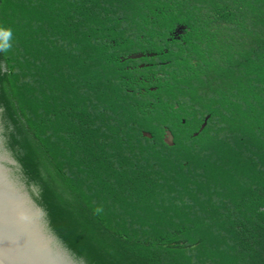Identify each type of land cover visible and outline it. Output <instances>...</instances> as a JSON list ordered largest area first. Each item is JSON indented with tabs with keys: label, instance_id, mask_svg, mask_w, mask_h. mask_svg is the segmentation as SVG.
Here are the masks:
<instances>
[{
	"label": "trees",
	"instance_id": "obj_1",
	"mask_svg": "<svg viewBox=\"0 0 264 264\" xmlns=\"http://www.w3.org/2000/svg\"><path fill=\"white\" fill-rule=\"evenodd\" d=\"M0 26V135L78 259L264 264V0H0Z\"/></svg>",
	"mask_w": 264,
	"mask_h": 264
},
{
	"label": "water",
	"instance_id": "obj_2",
	"mask_svg": "<svg viewBox=\"0 0 264 264\" xmlns=\"http://www.w3.org/2000/svg\"><path fill=\"white\" fill-rule=\"evenodd\" d=\"M184 27L183 24L177 30L183 32ZM141 55L137 52L128 57ZM208 117L205 116L200 130ZM144 134L152 136L149 131ZM164 140L174 144L171 129L166 128ZM20 169L19 161L0 135V264H85L52 230L45 209L16 172Z\"/></svg>",
	"mask_w": 264,
	"mask_h": 264
},
{
	"label": "flooded vegetation",
	"instance_id": "obj_3",
	"mask_svg": "<svg viewBox=\"0 0 264 264\" xmlns=\"http://www.w3.org/2000/svg\"><path fill=\"white\" fill-rule=\"evenodd\" d=\"M181 25H183V24H180L179 26H181ZM137 52H141V53H143V55H141L139 57H135V58H130V59H132V61L128 62L127 67H129L131 70L132 69H136L137 67L141 68L143 70H146V71H144V73L145 72H151V66L153 64V62L151 60V56H152L151 53H153V51L151 52V50H149V51L138 50V51H135V52H132V53H137ZM132 53H129V54H132ZM125 58L126 57H124L123 60H125ZM139 78L141 79L142 84H148V86L150 88H153V86H151V84H150L151 83V76L145 77V76H142V74H141L139 76ZM143 89H145L144 85H143ZM206 124H207V122H206ZM198 132H199V130H198Z\"/></svg>",
	"mask_w": 264,
	"mask_h": 264
},
{
	"label": "clouds",
	"instance_id": "obj_4",
	"mask_svg": "<svg viewBox=\"0 0 264 264\" xmlns=\"http://www.w3.org/2000/svg\"><path fill=\"white\" fill-rule=\"evenodd\" d=\"M13 32L10 28L0 26V52L7 54L13 48ZM100 211V209H97Z\"/></svg>",
	"mask_w": 264,
	"mask_h": 264
}]
</instances>
